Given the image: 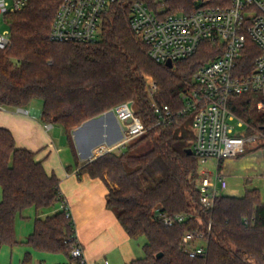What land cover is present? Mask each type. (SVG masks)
I'll list each match as a JSON object with an SVG mask.
<instances>
[{
    "label": "trees",
    "instance_id": "obj_1",
    "mask_svg": "<svg viewBox=\"0 0 264 264\" xmlns=\"http://www.w3.org/2000/svg\"><path fill=\"white\" fill-rule=\"evenodd\" d=\"M61 1L27 0L22 10L5 15L10 44L0 50V107L27 109L40 100L39 120L60 125L69 138L86 120L131 101L146 131L78 171L105 183L106 207L115 212L129 238H145L144 257L129 264H264V200L259 190L245 189L240 197L219 194L212 209H203L195 184L198 162L187 153L194 139L191 116L167 128L155 126L152 103L180 108L181 93L195 70L217 57L216 46L201 43L192 57L175 61L171 69L155 63L129 29L131 0L104 14L96 41L54 43L48 33ZM196 1L167 0L164 13H189ZM258 54L247 38L239 58L241 75L251 72ZM147 78L156 84L153 95ZM254 95L233 96L229 107L264 139V114L252 120L249 113ZM246 134L253 135L250 129ZM259 149L264 143L254 151ZM0 188V248L18 244L17 214L62 201L57 178L46 174L32 152L16 148L10 131L1 127ZM158 213L192 217L166 227L156 218ZM192 231L204 235L205 257L192 259L183 251L181 239ZM24 244L38 252L70 256L76 245L71 219L61 210L36 220Z\"/></svg>",
    "mask_w": 264,
    "mask_h": 264
},
{
    "label": "built area",
    "instance_id": "obj_2",
    "mask_svg": "<svg viewBox=\"0 0 264 264\" xmlns=\"http://www.w3.org/2000/svg\"><path fill=\"white\" fill-rule=\"evenodd\" d=\"M127 0H62L51 22L48 38L54 43H92L98 39L104 14L113 5L124 4ZM167 0H131L129 29L132 36L146 50L155 63L165 66L167 61L186 60L192 57L203 42L216 46V58L200 65L191 77L187 88L181 93L182 106L172 109L166 104L152 103L155 126L167 128L179 118L191 116L194 139L192 155L199 165L210 160L216 162L211 173L198 169L195 182L199 191V203L205 210L212 209L215 198L226 188V179L218 162L236 158L246 150V143L258 136L246 132L234 133L245 123L229 107L233 96L255 93L260 96L257 106L264 112V0H197L195 9L189 13L165 14ZM27 0H0V17L23 9ZM249 38L259 50L249 74L241 75L239 58ZM8 31L0 32V50L8 48ZM150 94L156 91L151 78L146 79ZM128 103V102H127ZM123 103L115 110H123L119 117L124 136L122 142L112 148L99 145L91 154L86 152V161L114 152L142 135L146 129L131 109ZM130 121L128 122V120ZM235 124H232L233 122ZM51 124H45L49 129ZM62 202L61 210L70 218L67 205ZM189 218L192 215L188 216ZM186 215L169 216L158 213L156 218L164 226L182 223ZM182 248L189 258L205 257L207 250L204 235L197 231L186 232ZM68 264H108L107 260L88 263L82 249L73 245Z\"/></svg>",
    "mask_w": 264,
    "mask_h": 264
},
{
    "label": "crops",
    "instance_id": "obj_3",
    "mask_svg": "<svg viewBox=\"0 0 264 264\" xmlns=\"http://www.w3.org/2000/svg\"><path fill=\"white\" fill-rule=\"evenodd\" d=\"M107 112L112 115H105ZM38 115L39 110L30 107L14 111L0 107V127L10 131L16 148L32 152L46 174L59 181V192L69 209L74 237L84 259L88 263L107 260L108 264H129L143 258L144 242L129 238L115 212L106 207L105 183L78 173L87 163L88 145H92L93 151L99 145L117 146L122 142L124 129L119 127V117L123 112L112 108L86 120L85 141L75 132L76 128L71 130L69 138L60 125H51L46 130ZM245 152L239 158L222 161L220 172L225 179L236 176L251 186L245 189L259 190L261 186L259 192L264 200V149L250 154ZM227 187L226 180L225 189ZM1 199L0 188V202ZM61 206L62 202H57L49 208L30 207L17 214L14 230L18 244L0 248V264H68L70 256L38 252L24 244L33 232L34 222L54 216L61 211Z\"/></svg>",
    "mask_w": 264,
    "mask_h": 264
},
{
    "label": "rangeland",
    "instance_id": "obj_4",
    "mask_svg": "<svg viewBox=\"0 0 264 264\" xmlns=\"http://www.w3.org/2000/svg\"><path fill=\"white\" fill-rule=\"evenodd\" d=\"M4 31H8V26L4 20V17H0V32H4ZM255 99H254V102H253V105L251 106V109H250V117L252 120H256L258 119L261 115L264 114V112L262 110H260L257 106V102L260 100V96L259 95H254ZM30 108H33L35 110H40V107H41V101L40 100H34L32 104H30L29 106ZM5 110H12L14 111L15 109L14 108H4ZM116 111H121L124 113L123 110H116ZM236 122L234 121L232 124H235ZM245 125L242 127V128H235L234 129V133H237V134H241L243 132H245L247 130V126H251L249 123H246L244 121ZM253 134H255L256 136H258L254 141H250V142H247L246 143V154H250L251 152H257V151H260L261 149L259 150H256L254 151V149H256L257 147H261L264 143V139H263V136L259 133V131H257L256 128H252V130H250ZM121 148L119 149H116L115 151H119ZM146 148H142L140 149L138 152L139 153H143L145 151ZM244 155V154H243ZM242 156V155H241ZM239 155V157H241ZM237 156V158H239ZM199 170H207L211 173H214L215 170H216V162L214 160H210L207 164L205 165H199L198 167ZM227 189H225L222 194L224 195H228V196H234V197H240L244 194L245 192V187L246 188H250L251 186L246 184L245 185V182H243L242 180H240L238 177L234 176V177H228L227 179ZM261 188V186H260ZM262 191V189H260ZM141 242H145V238L141 237L138 239V243H141Z\"/></svg>",
    "mask_w": 264,
    "mask_h": 264
},
{
    "label": "water",
    "instance_id": "obj_5",
    "mask_svg": "<svg viewBox=\"0 0 264 264\" xmlns=\"http://www.w3.org/2000/svg\"><path fill=\"white\" fill-rule=\"evenodd\" d=\"M165 67L168 68V69H171V68L173 67V64H172L170 61H167V62L165 63ZM127 106H128L129 109H131L132 102H131V101L128 102V103H127ZM105 115L109 116V115H112V113H111V112H107ZM129 121H130V119L128 120V122H129ZM87 122H88V121H85V122H83L81 125H79L78 127H76V131H75V132H77V133L80 135V137L82 138L83 141L86 140V138H85V127H86V125H87ZM122 126H123V125H122V123L120 122V123H119V127H122ZM86 148H87V154L90 155V154H91V150H92V145H88ZM187 153H188L189 155H192V151H191V149H188V150H187ZM160 256H161V255H157V258H159Z\"/></svg>",
    "mask_w": 264,
    "mask_h": 264
},
{
    "label": "bare ground",
    "instance_id": "obj_6",
    "mask_svg": "<svg viewBox=\"0 0 264 264\" xmlns=\"http://www.w3.org/2000/svg\"><path fill=\"white\" fill-rule=\"evenodd\" d=\"M105 148H112V147H115V146H110V145H104Z\"/></svg>",
    "mask_w": 264,
    "mask_h": 264
}]
</instances>
